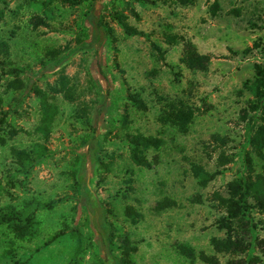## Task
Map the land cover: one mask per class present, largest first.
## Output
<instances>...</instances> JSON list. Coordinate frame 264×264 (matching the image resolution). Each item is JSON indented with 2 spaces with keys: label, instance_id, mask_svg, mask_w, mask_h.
Returning a JSON list of instances; mask_svg holds the SVG:
<instances>
[{
  "label": "rangeland",
  "instance_id": "1",
  "mask_svg": "<svg viewBox=\"0 0 264 264\" xmlns=\"http://www.w3.org/2000/svg\"><path fill=\"white\" fill-rule=\"evenodd\" d=\"M211 1L180 5L172 0H99L92 13L88 1L68 5L54 0L47 9L40 0L0 3V39L8 44V62L0 71L1 110L8 111L0 122V180L8 194L0 195V205L19 208L30 198L58 199L51 209H35L31 238L15 239L0 226V264H99V246L95 240L88 246L87 240L91 221L100 218L116 229L107 248L111 254H119L124 235L136 246L130 254L133 264H206L180 254L178 243L189 245L195 254L214 256L217 264H260L264 213L255 208L231 223L232 234L245 244L243 252H215L210 238L224 236L216 224L224 215L216 194L226 196L225 184L234 178L264 171V162L247 143L255 116L247 111L240 117L251 99L242 84L252 79L253 64L264 65V0H216L218 9L210 15ZM115 13L140 33L126 34ZM90 14L107 25L110 37L102 39L92 30ZM81 27L87 34L85 48L51 67L54 57L74 46ZM165 34L178 39L168 44ZM183 41L207 55L204 70L179 62ZM8 65L20 71L7 73ZM59 76L67 81L70 99L58 90ZM12 79L20 83L18 88L5 87ZM31 85L47 92L58 113L46 142L48 153L22 170L9 148L30 149L38 141L32 133L38 103ZM127 92H137L146 110L132 107ZM177 100L193 108L184 133L156 120L166 102ZM81 108L98 130L90 152L81 145L89 133ZM9 129L15 132L9 135ZM135 132L163 140L158 149L145 152L150 167L129 159L125 134ZM95 158L106 167L92 163ZM191 162L218 173L200 186L189 171ZM82 178L93 200L87 209L79 192ZM163 197L175 205L155 211V202ZM127 204L142 215L135 224L123 215ZM72 225L84 240L76 256ZM56 232L60 234L48 241Z\"/></svg>",
  "mask_w": 264,
  "mask_h": 264
},
{
  "label": "trees",
  "instance_id": "2",
  "mask_svg": "<svg viewBox=\"0 0 264 264\" xmlns=\"http://www.w3.org/2000/svg\"><path fill=\"white\" fill-rule=\"evenodd\" d=\"M41 5L45 9L54 0H40ZM63 4L77 5L79 3L88 1L90 4V12L92 13L96 3L99 0H59ZM149 1V0H142ZM180 5L192 4L194 0H172ZM0 3L4 4V0H0ZM218 9L217 1L212 0L208 6V12L213 15ZM3 6L0 7V18L2 17ZM91 20L89 25L92 30L100 33L102 39H106L111 36V30L100 19H97L93 14H90ZM113 18L122 27L126 34H138L140 33L135 28L129 26L125 20L117 13ZM86 30L81 27V36L75 39V44L71 48H68L66 52L54 57L52 59L51 67L59 66L68 56L74 52L85 48L87 45ZM163 39L166 43H175L178 39L176 35L165 34ZM256 45V43H253ZM264 51V47L262 48ZM8 56V44L5 40L0 39V71H4ZM208 57L205 54H199L192 43L189 41H183V47L179 56V62L182 63L188 69L204 70L206 68ZM98 66V64H97ZM7 73L17 74L20 69L15 66L8 65L5 68ZM67 81L63 76L58 77V90L62 91L66 98L70 99L71 92L66 85ZM20 83L18 80L12 79L6 82L5 87L18 88ZM242 87L245 88L251 99L247 101L246 108H243L240 112V117L243 118L245 112L250 111L254 114L255 121L249 125V133L247 135V143L250 149L264 162V65L253 64V76L252 79L244 82ZM29 91L37 99L38 103V118L32 133L36 135L38 141L32 145L30 149L10 147L9 152L13 157L14 162L22 169L26 170L32 165V163L38 161L48 153L46 142L50 136L51 125L58 113V106L51 101L47 92L39 88L36 85L28 87ZM129 104L141 111L146 110V105L137 92H127L125 94ZM2 98L0 95V122L4 121L7 115V110H1ZM104 106V104H103ZM80 115L89 128V133L81 140V145L86 146L87 151H91L90 147L92 143L97 139V127H95L92 119L87 116V112L84 108L80 109ZM193 108L184 102L168 101L161 108L156 120L160 124H169L174 126L180 133H184L187 130V126L192 118ZM258 120V122H257ZM122 123L126 121L125 114L121 117ZM15 130L9 129V135L13 134ZM126 141L128 143V156L130 161L136 166L150 167L151 162L146 158L145 152L149 148L158 149L163 143V140L158 135H143L140 133H126ZM0 142L3 140L0 138ZM218 158H222L219 155ZM92 163H98L105 166L100 159L91 160ZM244 162L249 164V158L244 156ZM85 159L80 161L81 169L84 170ZM106 167V166H105ZM189 171L193 177L196 178L198 185L205 186V184L214 178L218 173L217 170L208 172L201 166L195 163L189 164ZM80 194L84 199V207L87 209L93 205L92 195L83 178L81 179ZM7 191L4 189V184L0 180V195ZM226 196L221 197L216 194L220 205L224 210V215L217 221V226L224 229V236L221 238H210V245L215 252H243L245 250V244L240 237L233 235L232 221H241L249 209L255 208L258 212L264 213V171L255 174L252 178L237 177L225 184ZM10 197V195H8ZM58 199H50L44 202H38L33 198L23 200L21 206L16 208L10 203L0 205V226H4L15 239H27L31 238L35 234L36 220L34 217V211L37 208L51 209ZM175 205L174 200L163 197L155 202L153 209L159 211L166 207ZM124 217L131 223L135 224L141 219V213L136 211L132 205H125L123 208ZM91 237H88V246L92 245L89 242H93L99 246L98 263L99 264H133L130 258L131 252L136 250V246L129 243L126 235L120 238V246L117 247L120 252L118 255H113L108 251V245L112 243L114 234L116 232L115 226L106 219L100 218L96 221H91ZM56 232L50 236L49 240L55 238ZM70 235L74 239L73 255L76 256L84 248V240L81 237L80 232L75 225H72ZM258 247L260 251V258L257 259L260 264H264V238L258 240ZM177 251L189 259H193L195 256L206 264H217V260L214 256L207 255L202 251L194 253L193 248L185 243H178L176 245ZM226 264H242L241 262L227 261Z\"/></svg>",
  "mask_w": 264,
  "mask_h": 264
}]
</instances>
